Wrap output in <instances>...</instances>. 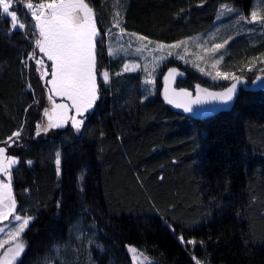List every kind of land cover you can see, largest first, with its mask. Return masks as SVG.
<instances>
[{"label": "trees", "instance_id": "obj_1", "mask_svg": "<svg viewBox=\"0 0 264 264\" xmlns=\"http://www.w3.org/2000/svg\"><path fill=\"white\" fill-rule=\"evenodd\" d=\"M32 1L13 5L23 30L0 16V147L18 160L16 215L32 219L14 264H49L58 248L53 264H87L90 255L95 264H132L128 247L154 264H264V87L254 86L258 72L247 71L264 57V36L255 46L235 41L224 62L225 70L243 69L247 86L194 116L158 94L145 99L141 72L116 75L125 62L108 55L105 37L121 20L127 32L177 43L210 31L222 5L247 16L254 0H86L101 31L99 99L79 132L69 124L39 135L50 93L31 57L44 60L48 78L52 62L36 48L34 20L21 15ZM177 67L184 76L174 90L194 91L198 78ZM106 69L109 85L99 75Z\"/></svg>", "mask_w": 264, "mask_h": 264}, {"label": "snow or ice", "instance_id": "obj_2", "mask_svg": "<svg viewBox=\"0 0 264 264\" xmlns=\"http://www.w3.org/2000/svg\"><path fill=\"white\" fill-rule=\"evenodd\" d=\"M14 3L20 4L21 0H0V16L10 20V27L13 30H23L26 25L19 22L17 11L12 10ZM22 7L24 11L21 12V15L33 19V28L38 30L36 33L38 38L35 40L36 48L46 56L47 61L52 62L51 78L48 80L51 85L48 89L50 93L48 100L51 101L52 107L44 110L47 122L38 126L36 134L39 135L41 131L47 132L52 128L64 127L68 122H71L72 127L79 132L84 125V114L93 107L98 99L99 92L96 68V38L100 36V32L96 26L94 9L90 7L86 0H47V2H38L37 0L36 3L22 4ZM115 16L119 17V13L117 12ZM249 22L264 23V15H260L257 11H252ZM114 26L120 27L118 20ZM121 33H123V29H121ZM137 39L145 41L147 38L137 37ZM100 43L103 45V39H101ZM183 43L180 42L168 47L179 48ZM227 43L228 41L224 40L221 43L213 44L211 49H203V51L215 53L219 49L224 48ZM146 47L147 45L144 46V48ZM164 47L163 45H157V50H163ZM142 50L140 48L137 49L138 52ZM119 51L110 47L108 55L116 57ZM184 51L187 54L186 47ZM171 54L169 52V55ZM31 58L39 66L38 71L44 69L42 75L49 74L47 68H45L44 60L37 59L35 51ZM179 58L183 60L184 56ZM199 58L203 59V57ZM222 59L223 56L215 59L212 62V67L216 68ZM139 67L140 65L138 64L124 63L122 64V72H118L116 75L135 71ZM248 70L251 71V67ZM200 71L205 75L212 76L211 72H204L203 68H200ZM261 71H264V69ZM99 75L104 83L110 81V74L107 70H102ZM150 75L151 73H149ZM176 75H182V73H178L175 68L170 69L165 77V82L171 83ZM213 79L231 80L232 83L220 92L208 91L197 85V94L195 96L186 89H180L179 91L173 89L170 95L169 88L166 87L164 98L169 104H174L177 108H183L186 112H193L194 105L199 106L210 101L222 104L232 102L237 86L242 82L241 77L234 73H225L218 70ZM260 79H264V77H257V80ZM145 83L151 84L153 81L146 79ZM54 97H60L70 103H57ZM70 112H74V115H69ZM20 134V131L14 132L12 136L8 137V141L15 143ZM6 151V148L0 147V173L7 177V182L0 178V221L6 220L11 216L16 223L12 224L10 229L7 230V235L10 237L8 241L10 246L2 255L4 264H14L24 248L19 237L30 223L31 218L13 215L15 200L11 195L10 169L18 163V160L7 157ZM26 163L31 164V161ZM56 164H60L58 153ZM80 179H83V175H81ZM11 229H14V231ZM4 231V229H0V232ZM178 239L183 242L182 236ZM187 243L195 244V241H188ZM129 250L137 260H140L143 256V253H138L135 248H130ZM196 264H200V262L196 261Z\"/></svg>", "mask_w": 264, "mask_h": 264}, {"label": "rangeland", "instance_id": "obj_3", "mask_svg": "<svg viewBox=\"0 0 264 264\" xmlns=\"http://www.w3.org/2000/svg\"><path fill=\"white\" fill-rule=\"evenodd\" d=\"M44 2H47V0ZM252 11H257L260 15H264V0H254L251 12ZM94 12H95L96 26L99 29L100 36H101L97 14L95 10ZM17 15L19 18L18 12H17ZM120 17H121V14H119V17L117 18L120 19ZM249 20H250V15L246 16L236 11L232 6L222 5L220 7V12L217 18V22L210 31L200 34V35L193 36L191 38L184 39L177 43L164 44V43L157 42L155 40H151L147 37L145 41H140L137 39V37H145V36L127 32L124 28L121 27V24H122L121 20H118L120 27L117 28L114 26L115 30L107 31L105 33V37H106V43H107L108 49L111 47V48L120 50L116 58L122 59L125 63L140 65V67L136 69L135 71L125 72V73H138V72L142 73L145 97L147 96V99H152L156 97L158 94L165 100L164 98L165 88L166 87L169 88V93L171 95L172 90L174 88H177L176 83L178 79L182 78L181 76H184L183 71L181 72V70L177 66H181L183 69H186L192 72L194 74V80L196 79V77L198 78V80L194 81L193 83L194 88H196L197 85H201V86L205 85V87L207 88L208 87L215 88L219 86L218 89L224 88L222 84L227 85L226 87L230 86L232 83L231 80L213 79V76H215L216 71L218 70L221 72H225V73H234L235 75L240 76L241 79H245V76L243 74L244 71H241V73L229 71V70H225L223 66H224L225 60L229 56V53H230L229 48L235 41L239 39H243V40H246L247 42H250L251 46H255L261 42V39H262L261 37L264 36V23L249 22ZM121 29H123V33H121ZM36 31L38 32V30ZM100 36H98L96 39H98ZM224 40H227L228 43L225 44L224 48L219 49L217 52L215 53L207 52L206 53L203 51V49H211L213 44L221 43ZM180 42H184V43L179 48L168 47L171 45H176ZM145 45H147L146 48H144ZM157 45H163L165 47L163 48V50H157ZM185 47L187 48V54L184 51ZM138 48L143 49V50L138 52L137 51ZM169 52H171L172 54L169 55ZM96 56H97V44H96ZM180 56H184V59L181 60L179 58ZM220 56H223L222 61L217 65L216 68H213L212 62L215 59H218ZM199 57H203V59H200ZM262 61H264V57L261 58L260 61L257 60L255 61V63L248 66L247 71H249L248 68L251 67L252 72L253 71L258 72V77H264V71H261L262 69H264V62ZM258 65H261L262 69L257 71L256 66ZM45 68H47L46 65H45ZM96 68H97V58H96ZM172 68L177 69V72L182 73V75H176L171 83H166L165 77L167 76L168 71ZM200 68H203L204 72H211L212 76L205 75L204 73L200 71ZM106 70L108 71V69ZM149 73H151L150 76H149ZM109 74H110V81H111V73L109 72ZM48 75H43V78L47 81V83H48V80L51 78V76L50 78H48ZM146 79H151L153 83L151 84L145 83ZM110 81L106 83V85H109ZM97 82H98V76H97ZM158 83L160 84V86L158 85ZM254 86L264 87V79L256 80L254 83ZM50 87L51 85L48 83V89ZM207 90L212 91L211 89H207ZM188 91L192 92V94L197 93L196 89L194 91H191V90H188ZM213 92H220V91L217 90ZM54 98L57 103H61V102L70 103L67 100H62L60 97H54ZM98 99H99V92H98ZM98 99L95 101V104L87 113L92 112ZM47 101H48V98H47ZM51 107H52V104H51V101H49L47 109H50ZM87 113H85L84 115H86ZM69 115H74V112H70ZM46 122H47V117H46ZM69 124H71V122H68L64 127H66ZM12 143L13 142H11V144L9 145H12ZM6 156L10 158H15L13 156L8 155L7 151H6ZM60 158L61 156H59V159ZM60 165H61V159H60V164H59V170H60ZM15 166L16 164L11 167L10 169L11 173H12V168H14ZM0 178H3L4 181L7 182V177H4L3 173H0ZM10 185H11V191H12L11 181H10ZM15 207H16V203H15ZM5 211H7V209H5ZM13 215H16V208L14 209ZM31 222H32V219L30 220V223L28 224V226L25 228V230L19 237L20 241L24 245L23 251L27 248V240L24 239V233L29 227V225L31 224ZM15 223L16 222L12 220L11 216H9L8 219L6 220L0 221V229L5 230L4 232H0L1 264H4V257L2 253H5L7 248L10 246L8 243V241L10 240V237H8L7 235V230H9L10 226ZM11 230L14 231V229H11ZM182 243H186V241L183 240ZM130 248H134V247H128L127 249L132 259V264H154V262L144 253L141 259L137 260L136 257H134V255L130 252L129 250ZM97 249L99 250L98 247ZM23 251L21 252V254L23 253ZM137 252L142 253L138 249H137ZM76 253L78 254V252ZM18 257L16 258V260H18ZM90 258L91 259H89L87 264H95L92 261L91 255H90ZM59 260H61L60 248L54 249L50 255L49 264H53L54 261L57 262ZM76 262L83 264L84 260L79 259ZM71 264L73 263L71 262Z\"/></svg>", "mask_w": 264, "mask_h": 264}, {"label": "water", "instance_id": "obj_4", "mask_svg": "<svg viewBox=\"0 0 264 264\" xmlns=\"http://www.w3.org/2000/svg\"><path fill=\"white\" fill-rule=\"evenodd\" d=\"M246 86H247V80L246 79H242V82L240 84H238V86H237V91H236V94H235L234 98H236L239 89H241L242 87H246ZM223 90H221V91H223ZM220 104H222V103L215 102V101H210V102L205 103L203 105H199V106L194 105L193 106V108H194L193 112H186V111H184L183 108H178V109H180L183 112H186L188 114H191L193 116L194 115H205V114L211 113L212 111L217 109ZM170 105H172L173 107H176L174 104H170Z\"/></svg>", "mask_w": 264, "mask_h": 264}, {"label": "bare ground", "instance_id": "obj_5", "mask_svg": "<svg viewBox=\"0 0 264 264\" xmlns=\"http://www.w3.org/2000/svg\"><path fill=\"white\" fill-rule=\"evenodd\" d=\"M26 44H28V43H26ZM136 90H137V88H136ZM136 92H137V91H136ZM140 92H141V91H140ZM140 92H139V94H141ZM133 98H134V97H133Z\"/></svg>", "mask_w": 264, "mask_h": 264}, {"label": "built area", "instance_id": "obj_6", "mask_svg": "<svg viewBox=\"0 0 264 264\" xmlns=\"http://www.w3.org/2000/svg\"><path fill=\"white\" fill-rule=\"evenodd\" d=\"M40 2H44V1H40ZM36 3V2H35Z\"/></svg>", "mask_w": 264, "mask_h": 264}]
</instances>
